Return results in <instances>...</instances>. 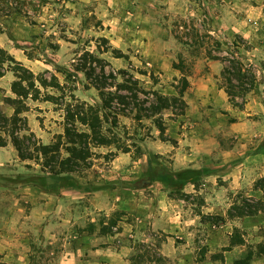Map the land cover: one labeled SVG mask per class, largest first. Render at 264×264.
Instances as JSON below:
<instances>
[{
  "label": "rangeland",
  "instance_id": "1",
  "mask_svg": "<svg viewBox=\"0 0 264 264\" xmlns=\"http://www.w3.org/2000/svg\"><path fill=\"white\" fill-rule=\"evenodd\" d=\"M136 5V0H0V232L7 230L12 211H20L21 206L23 215L30 211L31 202L21 197L22 189L31 187L50 193L76 189L78 222L88 230L103 232L115 230L111 218L116 215L90 210L91 193L102 187L120 184L141 189L145 195L162 187L186 208L190 203L200 207L202 198L185 192L186 184L175 179L181 169L173 165L176 140L171 131L177 127L169 123L186 110L188 77L196 71L212 74L210 64L225 63L208 58L204 48L196 45L194 27L224 42V48L235 43L245 63L252 66L256 88L236 102L228 95L238 108L245 107L243 98L252 102L251 124L264 126V0H182L180 11L161 12L171 42L155 45L154 62L133 45L134 35L114 36L106 28L111 17L124 18ZM205 40L206 46L210 44L208 37ZM223 69L217 75L222 87L226 83ZM93 115L99 117L97 126L86 123ZM14 116L20 120L12 121ZM66 129L75 135H66ZM255 138L249 147L259 149L264 139ZM68 139L77 141L85 158L62 163L71 154ZM155 142L170 149H150ZM17 144L27 158L21 157ZM51 144L59 145L60 151L43 155L40 146ZM45 161L50 165H44ZM50 166L58 171L52 172ZM186 169L194 174L189 183L203 182V168ZM257 169L258 174L264 172V168ZM254 185H264L263 178H257ZM247 198L251 204L257 200L237 193L233 201L238 205L229 213L236 215ZM125 217L133 220L132 215ZM82 229L77 224L61 227L55 243L33 234L26 264H50L51 252L60 251ZM199 234L203 241L190 244L191 258L165 259L159 250L161 238L143 229L133 264L224 261L222 251L208 257L206 235L204 231ZM234 235L242 238V231L235 229ZM257 244L249 243V247L256 250ZM0 264H9L1 254Z\"/></svg>",
  "mask_w": 264,
  "mask_h": 264
},
{
  "label": "crops",
  "instance_id": "2",
  "mask_svg": "<svg viewBox=\"0 0 264 264\" xmlns=\"http://www.w3.org/2000/svg\"><path fill=\"white\" fill-rule=\"evenodd\" d=\"M136 2L128 16L111 17L106 28H110L114 36L134 35L133 45L146 52L154 62L155 45L171 42L161 12L180 11L182 0ZM210 65L212 74L202 75L196 71L188 77L190 87L184 96L186 110L169 123L177 127L176 131L174 128L171 131L176 140L174 168L204 170L201 184L188 183L184 187L185 192L202 198L200 207L194 208L192 205L195 204L190 203L186 208L182 201L172 198L162 187L148 195L142 194L141 189L120 184L102 187L91 193L90 210L106 215L125 212L114 231L103 232L88 230L83 222H78L75 204L80 196L76 189L63 193H50L34 187L22 189L21 198L30 201L32 206L25 215L23 206L20 211H12L5 225L7 230L0 232L3 258L9 264H26L33 234H42L50 243H55L60 239L61 227L76 224L83 227L82 232L66 241L60 251H52L50 264H133L135 244L141 240L143 229L151 230L161 238L159 250L165 259L191 258L193 249L189 246L203 241L199 233L204 231L208 257L220 251L224 254V261H209L211 264H234L247 255L249 243L264 242V210L243 216L229 213L238 205L233 201L237 193L264 200L263 190L254 185L257 178L264 179V172L256 173L257 168H264V151L258 146L249 147V143L257 140L255 137H261L259 142L264 139V126H252L248 117L254 107L252 102L246 101L244 108L234 106L226 89L218 84L217 75L224 66L216 61ZM150 149L164 152L170 148L167 144L155 142ZM221 180L224 183H220ZM128 215L133 216L132 221L125 217ZM206 215L221 219L214 222L204 219ZM235 229L242 231L244 243L231 246ZM252 264H264V255H255Z\"/></svg>",
  "mask_w": 264,
  "mask_h": 264
},
{
  "label": "trees",
  "instance_id": "3",
  "mask_svg": "<svg viewBox=\"0 0 264 264\" xmlns=\"http://www.w3.org/2000/svg\"><path fill=\"white\" fill-rule=\"evenodd\" d=\"M193 29L195 33L194 39H195L196 45L204 48L203 51L208 56V58L220 60L225 63L224 69L222 71V76L225 78V81H226V83L224 84V87L226 88V91L230 95L232 101L236 102L235 100L237 97H240V96L244 97L248 92L256 88L258 84L257 75L254 72L252 66L246 64L243 57L240 56L237 48L235 47L237 46L235 43H234L235 46L229 45L227 46V48H224L223 47L224 42L214 37L212 34L210 33L200 34L199 29H196L195 27ZM191 34L192 33H188V35H191ZM204 37L205 38L208 37L210 39V44H208L207 46L205 45L206 40ZM178 38L182 39V36L178 35ZM198 46L196 50L197 52H201L202 48H199ZM161 99H166V98L165 97L160 98V100ZM245 102H246V99L243 98L242 103H245ZM236 105H238V103H236ZM17 119L20 120V118L19 117L17 118V116H14L11 118V120L14 122H16ZM81 119L83 121L89 120V118L87 117H83ZM98 120H99V117L96 115H93L92 121L86 122V123L89 124V126H97L96 122ZM66 135H75V133H72L70 129H66ZM77 135L81 136V134L79 133H77ZM76 142L77 141L68 139L69 146H67V149L71 154L66 159H64L62 163H65V162L71 163L73 158L83 159L86 157L85 151L82 149H79L75 145ZM17 146L21 153V157L24 159L27 158L25 154L23 153V150H21V146H19V144H17ZM51 150L59 152L60 151L59 145L51 144V145H41L40 146V151L43 155H48V153ZM259 150L264 151V145L260 146ZM44 165L49 166L50 164H48V162L45 161ZM50 168L52 172L58 171V169H56L54 166H50ZM190 172L191 171L187 169L180 170L175 173L176 175L175 179H180L183 184L193 182L194 174L190 175L189 174ZM199 174L200 172L198 171V176ZM260 188L263 190V193H264V185H262ZM247 201H249L248 198L247 200L245 199L244 204L238 208L237 214H236L237 216L254 214L260 210H264V200L263 199H257L252 204L248 203ZM114 214L116 215V217L111 218L112 219L111 226H116L118 223V220L121 219V217L125 214V212L117 211L113 213V215ZM105 232H108V231H105ZM238 243H244V239L237 237V235H234L231 239V246L238 244ZM255 248L256 250L250 247L247 255L243 258L237 259L234 264H252V260L255 255H264V242L258 243Z\"/></svg>",
  "mask_w": 264,
  "mask_h": 264
}]
</instances>
